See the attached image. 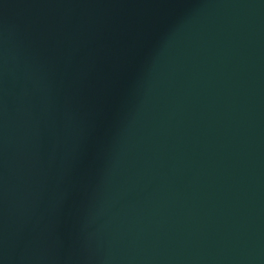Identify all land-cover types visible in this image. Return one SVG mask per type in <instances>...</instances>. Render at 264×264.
<instances>
[{
    "label": "water",
    "instance_id": "water-1",
    "mask_svg": "<svg viewBox=\"0 0 264 264\" xmlns=\"http://www.w3.org/2000/svg\"><path fill=\"white\" fill-rule=\"evenodd\" d=\"M0 264H264V0H0Z\"/></svg>",
    "mask_w": 264,
    "mask_h": 264
}]
</instances>
